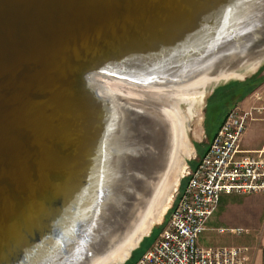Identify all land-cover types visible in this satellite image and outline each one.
<instances>
[{"label":"water","instance_id":"obj_1","mask_svg":"<svg viewBox=\"0 0 264 264\" xmlns=\"http://www.w3.org/2000/svg\"><path fill=\"white\" fill-rule=\"evenodd\" d=\"M261 65L264 0H0V264H125L175 137L147 95Z\"/></svg>","mask_w":264,"mask_h":264},{"label":"built area","instance_id":"obj_2","mask_svg":"<svg viewBox=\"0 0 264 264\" xmlns=\"http://www.w3.org/2000/svg\"><path fill=\"white\" fill-rule=\"evenodd\" d=\"M256 98L261 96L256 93ZM264 102L227 110L218 129L195 164L158 238L134 264H246L241 245L201 246L198 237L224 195L264 193V156L238 155L237 149L253 115ZM220 234L241 235L238 227H218Z\"/></svg>","mask_w":264,"mask_h":264},{"label":"rangeland","instance_id":"obj_3","mask_svg":"<svg viewBox=\"0 0 264 264\" xmlns=\"http://www.w3.org/2000/svg\"><path fill=\"white\" fill-rule=\"evenodd\" d=\"M241 76L242 78L238 77L226 82H220L215 87L209 86L204 91L201 90L193 96L196 102L193 104V117L189 118L190 121L186 126L189 155L183 158L184 172L182 170V172L179 173L176 187L172 191L171 199L167 204L166 209L162 212L161 218L151 225L149 229L150 231H147V236L144 237L138 248L135 249L131 257L128 259L127 264H134L140 255L158 238L185 183L186 171L195 164L196 160L203 153L227 110L234 106H239L242 109H249L251 106H257L260 105L261 102H264V96L260 95L262 100L256 98V91L259 86L255 87L256 82L259 81V79L264 78V65H261L256 69L248 70L247 72H242ZM187 106L188 104L186 102H180V107L183 110L186 109ZM253 116L256 120V117L264 116V113H255ZM249 135V141L252 143L248 145V147L256 148V129L252 130ZM234 195H238V202L245 205L252 203V201L256 202V194H249L248 196H242L239 194ZM223 199H226V197L223 196ZM217 226L218 225H216V227ZM216 227L207 223L206 228L198 237V244L204 247L237 245L230 244L235 236L230 234H220L216 231ZM238 228L242 229L244 232L246 231V229L241 226Z\"/></svg>","mask_w":264,"mask_h":264},{"label":"crops","instance_id":"obj_4","mask_svg":"<svg viewBox=\"0 0 264 264\" xmlns=\"http://www.w3.org/2000/svg\"><path fill=\"white\" fill-rule=\"evenodd\" d=\"M264 96V83H261L256 91ZM262 100V99H261ZM256 122V125H255ZM238 146V155L264 156V116L250 120ZM256 129V148H249L250 132ZM208 224L216 227H243L246 231L235 236L230 244L245 246L248 249L246 264H264V193L256 194V202L248 205L238 202V195H224ZM246 196V195H242ZM248 196V195H247ZM244 205V206H243ZM219 223V224H217ZM215 228V229H216ZM231 235V234H230Z\"/></svg>","mask_w":264,"mask_h":264},{"label":"bare ground","instance_id":"obj_5","mask_svg":"<svg viewBox=\"0 0 264 264\" xmlns=\"http://www.w3.org/2000/svg\"><path fill=\"white\" fill-rule=\"evenodd\" d=\"M199 92L200 91L184 88L164 91L157 90L152 91L149 93L150 95H147L153 99L160 100L166 107L167 114L170 116L173 123V134H175V137L173 138L174 142L170 151L171 159L166 174L163 180L158 183L156 192L148 205L149 208L145 218L147 220H144L141 223V228L144 232H147L151 225L161 218L162 212L166 209L167 204L171 199L172 191L176 187L179 173L183 170V158L189 155L185 135L187 132L186 126L190 121L189 118L193 117L192 115L194 113L193 104L196 101L193 96ZM131 94L139 95L134 92H131ZM181 101L188 104L187 108L184 110L180 107Z\"/></svg>","mask_w":264,"mask_h":264},{"label":"trees","instance_id":"obj_6","mask_svg":"<svg viewBox=\"0 0 264 264\" xmlns=\"http://www.w3.org/2000/svg\"><path fill=\"white\" fill-rule=\"evenodd\" d=\"M261 83H264V78H261V79H259V81H257L256 82V86L255 87H257V86H259ZM255 89V88H254ZM251 92V91H250ZM220 125V124H219ZM219 127V126H218ZM218 127H217V129H218ZM216 129V130H217ZM216 132V131H215ZM215 132H214V134H215ZM213 134V135H214ZM213 137V136H212ZM212 137H211V139H212ZM205 150V149H204ZM204 152V151H203ZM125 264H127V261H126V263Z\"/></svg>","mask_w":264,"mask_h":264}]
</instances>
